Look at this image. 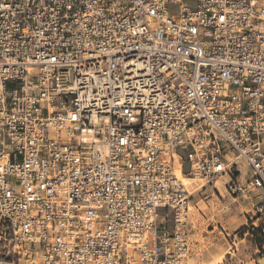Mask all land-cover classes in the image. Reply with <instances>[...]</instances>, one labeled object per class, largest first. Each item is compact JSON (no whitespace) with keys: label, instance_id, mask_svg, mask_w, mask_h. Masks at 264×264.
I'll list each match as a JSON object with an SVG mask.
<instances>
[{"label":"built area","instance_id":"built-area-1","mask_svg":"<svg viewBox=\"0 0 264 264\" xmlns=\"http://www.w3.org/2000/svg\"><path fill=\"white\" fill-rule=\"evenodd\" d=\"M194 1L0 0V264H184L192 182L264 192V0Z\"/></svg>","mask_w":264,"mask_h":264},{"label":"rangeland","instance_id":"rangeland-1","mask_svg":"<svg viewBox=\"0 0 264 264\" xmlns=\"http://www.w3.org/2000/svg\"><path fill=\"white\" fill-rule=\"evenodd\" d=\"M188 6L194 0H183ZM236 180L246 186L247 165H237ZM230 179L190 186L192 246L188 264H264V192L260 187L231 192Z\"/></svg>","mask_w":264,"mask_h":264},{"label":"bare ground","instance_id":"bare-ground-1","mask_svg":"<svg viewBox=\"0 0 264 264\" xmlns=\"http://www.w3.org/2000/svg\"><path fill=\"white\" fill-rule=\"evenodd\" d=\"M173 157H174V160H175V164H176V166L179 168V164H180V159L181 160H183V158H182V156L179 154V152H178V150H177V152H174L173 153ZM189 161V160H188ZM182 165H183V161H182ZM188 172H190V162H189V169H188V171L185 173L184 172V170H183V173H184V175H188ZM177 174L178 175H180V173L179 172H177ZM237 177V176H236ZM233 179H234V177H233ZM185 180V179H184ZM186 182H191V181H189L188 179H186L185 180ZM208 182H210V181H203V180H196L195 182H192L191 184H190V186H193V185H197V184H199V183H208ZM238 182V181H237ZM248 182V181H247ZM247 182H246V186L247 187H244L242 184H240L242 187H244L243 189H244V191L245 190H247V188H249L250 187V185H247ZM230 183V182H229ZM228 183V184H229ZM228 184H227V189H229L228 188ZM256 187H259V186H256ZM230 190V189H229ZM231 191V190H230ZM232 192V191H231ZM234 193V192H233ZM190 208H191V205H190ZM190 208H189V211H190ZM189 211H188V216H189V219H190V214H189ZM190 247H191V244H190ZM191 252V251H190ZM188 257L189 256H187V258L185 259V263L184 264H186V260L188 259Z\"/></svg>","mask_w":264,"mask_h":264},{"label":"water","instance_id":"water-1","mask_svg":"<svg viewBox=\"0 0 264 264\" xmlns=\"http://www.w3.org/2000/svg\"><path fill=\"white\" fill-rule=\"evenodd\" d=\"M178 152L183 158V170L186 173L189 169V161H188L187 153L182 149H179Z\"/></svg>","mask_w":264,"mask_h":264},{"label":"crops","instance_id":"crops-1","mask_svg":"<svg viewBox=\"0 0 264 264\" xmlns=\"http://www.w3.org/2000/svg\"><path fill=\"white\" fill-rule=\"evenodd\" d=\"M191 246H192V238H191ZM186 264H188V261L186 260Z\"/></svg>","mask_w":264,"mask_h":264}]
</instances>
